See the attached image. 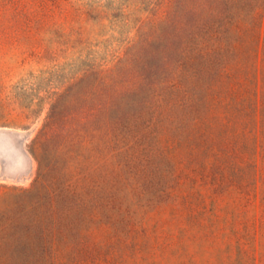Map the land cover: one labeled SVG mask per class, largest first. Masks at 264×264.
<instances>
[{
  "label": "rangeland",
  "instance_id": "obj_1",
  "mask_svg": "<svg viewBox=\"0 0 264 264\" xmlns=\"http://www.w3.org/2000/svg\"><path fill=\"white\" fill-rule=\"evenodd\" d=\"M0 264H264V0H0Z\"/></svg>",
  "mask_w": 264,
  "mask_h": 264
}]
</instances>
